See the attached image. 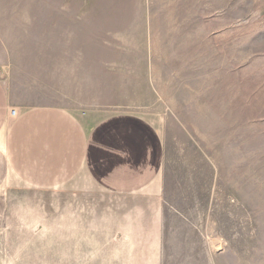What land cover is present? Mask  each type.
I'll use <instances>...</instances> for the list:
<instances>
[{
    "label": "rangeland",
    "instance_id": "374dc122",
    "mask_svg": "<svg viewBox=\"0 0 264 264\" xmlns=\"http://www.w3.org/2000/svg\"><path fill=\"white\" fill-rule=\"evenodd\" d=\"M0 81L18 111L80 122L51 189L19 182L0 136V264H264V0H0ZM119 114L163 140L159 232H122L83 166Z\"/></svg>",
    "mask_w": 264,
    "mask_h": 264
},
{
    "label": "crops",
    "instance_id": "0c3cea01",
    "mask_svg": "<svg viewBox=\"0 0 264 264\" xmlns=\"http://www.w3.org/2000/svg\"><path fill=\"white\" fill-rule=\"evenodd\" d=\"M15 107L0 81V136H5L7 163L19 182L34 189L71 183L59 178L66 177L75 159L80 161V122L73 118L78 127L56 108ZM13 109L16 117L11 116ZM84 137L81 158L90 182L125 206L127 223L121 231L159 232L163 203L155 185L164 164V143L158 131L140 116L119 114L97 123ZM134 213L147 227L144 223L135 227Z\"/></svg>",
    "mask_w": 264,
    "mask_h": 264
},
{
    "label": "built area",
    "instance_id": "2783aa9c",
    "mask_svg": "<svg viewBox=\"0 0 264 264\" xmlns=\"http://www.w3.org/2000/svg\"><path fill=\"white\" fill-rule=\"evenodd\" d=\"M11 116H12V117H16V116H17V110H16V109H13V110L11 111Z\"/></svg>",
    "mask_w": 264,
    "mask_h": 264
}]
</instances>
